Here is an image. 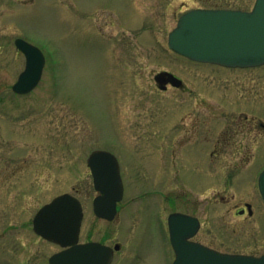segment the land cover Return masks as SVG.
<instances>
[{
  "label": "rangeland",
  "instance_id": "rangeland-1",
  "mask_svg": "<svg viewBox=\"0 0 264 264\" xmlns=\"http://www.w3.org/2000/svg\"><path fill=\"white\" fill-rule=\"evenodd\" d=\"M253 3L0 0V264H48L60 247L32 230V218L64 192L82 205L78 242L119 244L110 264H171L166 216L175 209L200 218L196 239L205 245L225 253H264V202L256 190L264 168L263 126H257L259 146L222 147L205 176L195 172L203 162L192 159L188 148L187 171L195 172L196 183L179 173L177 184L165 165L174 149V125L189 121L187 112L205 110L206 121L218 126L233 120L264 124V65L228 69L195 62L167 44L168 32L187 9L249 10ZM17 37L37 46L45 59L40 81L26 94L11 88L25 67ZM160 71L179 77L183 87L160 90L154 80ZM94 148L112 150L123 165L124 198L112 221L91 209L96 193L85 161ZM232 154L252 155L237 167L243 176L249 167V183L235 177L226 183L214 172L215 165L233 166ZM155 160L160 178L152 173ZM157 179L163 180L162 197H140L159 186ZM160 197L162 213L154 214ZM243 201L251 204L252 215L237 214Z\"/></svg>",
  "mask_w": 264,
  "mask_h": 264
},
{
  "label": "water",
  "instance_id": "water-1",
  "mask_svg": "<svg viewBox=\"0 0 264 264\" xmlns=\"http://www.w3.org/2000/svg\"><path fill=\"white\" fill-rule=\"evenodd\" d=\"M168 46L176 53L199 62L230 67L264 64V0H256L250 11L232 9H192L177 20L168 33ZM25 57V67L11 86L19 94L31 91L40 81L44 55L35 45L21 38L14 40ZM159 88L170 82L178 87L182 80L168 71L155 77ZM104 163L101 166V163ZM95 188L100 194L94 200L97 216L112 219L116 202L122 198V181L113 154L94 150L87 159ZM258 189L264 200V169L258 176ZM248 212L251 214L250 207ZM83 212L79 200L63 193L44 204L35 214L33 231L62 249L48 258L49 264H110L113 247L90 241L78 243ZM170 244L175 257L172 264H264L260 255L229 254L188 240L198 226V220L182 213L167 218ZM190 226L192 231H187ZM184 228L186 231H184ZM194 229V231H193Z\"/></svg>",
  "mask_w": 264,
  "mask_h": 264
},
{
  "label": "flooded vegetation",
  "instance_id": "flooded-vegetation-1",
  "mask_svg": "<svg viewBox=\"0 0 264 264\" xmlns=\"http://www.w3.org/2000/svg\"><path fill=\"white\" fill-rule=\"evenodd\" d=\"M196 8H199V7H196ZM204 8H223V7H204ZM190 9H192V8H190ZM228 9H239V8H228ZM187 10H189V9H187ZM187 10H185V11H187ZM185 11H183V12H185ZM225 68L232 69L233 67H225ZM155 75H154V77H155ZM156 84H157V87L159 88L157 82H156ZM161 87H164V88H162V89L159 88V89L165 91V90H167L168 87H174V86L168 81L165 84H162ZM178 87L179 88L183 87V82ZM190 110H192V109L190 108ZM187 114L190 115L189 121H187L186 123L181 121V123H175V125H174V128H173L174 132H172V133H174V135L171 138V142H170V146H173L174 149L172 150V153L169 154V160L167 161V164H165V165L169 164L170 168L168 167V172H171L172 177L174 179H176V176L179 177V173H180L182 179L185 180L187 177H189L188 179L193 183L197 182V181H195V178H194L195 172L200 171L203 173L202 174L203 176L208 175V173H210V167L212 169V166H214V160L217 159V161H218V160H220V157L222 156V151H223L222 147H225V146H230V147L231 146H241V145L247 146V145H251V144H255V143H256V145H258L259 144V141H258L259 134H258V127L257 126L260 125L261 127L262 126L264 127V124L262 122H259V121L257 123L246 124V123L239 122L238 120H233L230 122H224L225 123L224 125L218 126V124H216V123L206 121V118L210 117V113H207V111H205V110L204 111L201 110L197 114H195L194 111H190V112H187ZM238 114H240V113H238ZM243 116L245 119H247L246 114ZM184 118H186V117H184V116L180 117V119H182V120ZM175 131H177V133H175ZM240 136H242V137L239 138ZM156 142L157 141L155 140V146H156ZM188 148H192V150H193L194 154H192V159L194 157H200V159L203 162L202 165L200 166V168L197 169V167H196V171L192 172V174L190 176H189V173L191 171H189V172L187 171V159L189 157V154H187ZM94 149L104 150V151H107V152L113 154L116 158L117 163H118V170H119V174L121 177L123 190H122V198L116 202V213L113 216L115 218L116 216L117 217L119 216V212L121 209L120 202L124 198L125 187H124V181H123V176H124L123 175V173H124L123 165H122L121 161L119 160L117 153L113 152L112 150L102 149V148H94ZM94 149H92L91 151H93ZM91 151L88 153V155L91 153ZM161 154L162 153H160V156H161ZM88 155H87V157H88ZM152 155H153V153L150 156H152ZM251 156L246 155V154H238V155L232 154L228 158L233 160L235 162V164L233 166H230L229 169L226 167L221 169V167L219 165H215L216 171H214V172L215 173H222V176H224L227 179L226 183H230L231 179H229V177H235L234 180H236V182H237V180H238V182L239 181L243 182L245 180V183L247 184V183H249V180H250L249 176L247 174V172L249 171V167L244 172V174H245L244 176L241 174L240 175L238 174L239 170H237V167H239L240 162L243 163L245 160L249 161ZM87 157H86V160H87ZM161 160H162V158H161ZM192 161H194V160H192ZM85 163L87 166L86 161H85ZM103 164L104 163L102 162L101 166ZM157 165H158V162H156V160H155L156 170H153L152 173L155 172V176L160 178V175L162 172L159 173L160 171L157 170ZM88 169H89L91 179H92V187L96 193L93 196V198L91 199V209L93 212L94 200L96 199V197H98L101 194H100V191H98L95 188L93 178H92V174H91V170L89 167H88ZM261 170H259V172L257 173V179H256V188H257L256 190L258 191V193H259L258 175H259ZM178 177L174 181V182H177V184H178V181H177ZM241 179H243V180H241ZM157 180L159 181L160 179H157ZM189 180H188V182H189ZM165 183H166V185L168 184L167 181ZM174 184L175 183H173V185ZM177 184H176V186H177ZM158 185L159 186H155L154 188H151V189H147V190L145 189L143 192H141L139 194L140 197L144 198L145 196H148V195H154L155 196L158 193L162 197L163 180H160ZM180 195L182 196V194H180ZM259 195H260V193H259ZM161 197H160L161 201H159L160 204L156 203L154 214H157L158 212H160L162 210V206H160V205L163 204L162 202L164 200H162ZM175 198H178V194L175 195ZM187 198L188 197L186 196L185 199L184 200L182 199V200L184 202L186 201L185 203H188L187 201H189V200H187ZM260 198L264 202V200L262 199L261 196H260ZM166 199H167V201L168 200L171 201V203H175L174 198H169L168 196H166ZM219 199H221L223 202L225 200L224 196H221ZM248 206L250 207L251 214L248 212ZM173 212L182 213V214L188 215L190 217L197 218L198 226L195 229V231L193 229L194 232L190 236V241H195V242H199V243L203 244L201 241L196 239V235L198 234V232L200 230V226H201L200 218L198 216L193 215V214L182 212L178 209H175V210L171 211L170 213H173ZM160 213H162V211ZM170 213H168V215ZM93 214H94V212H93ZM237 214L243 215V216L252 215L251 204L249 202L243 201L242 206H240L237 210ZM168 215L166 217H168ZM94 216L97 218L106 220V221H112L114 219V218H112V219L108 220L106 218L99 217L95 214H94ZM184 231H186L185 228H184ZM187 231H192L190 226L187 228ZM90 241H92V240H90ZM84 242H87V241H84ZM98 242H101V241H98ZM101 243H103V242H101ZM203 245H205V244H203ZM206 246H208V245H206ZM209 247H211V246H209ZM115 253H116V251L113 253V257L115 255ZM111 263H112V261H111Z\"/></svg>",
  "mask_w": 264,
  "mask_h": 264
},
{
  "label": "bare ground",
  "instance_id": "bare-ground-1",
  "mask_svg": "<svg viewBox=\"0 0 264 264\" xmlns=\"http://www.w3.org/2000/svg\"><path fill=\"white\" fill-rule=\"evenodd\" d=\"M114 218V217H113Z\"/></svg>",
  "mask_w": 264,
  "mask_h": 264
}]
</instances>
